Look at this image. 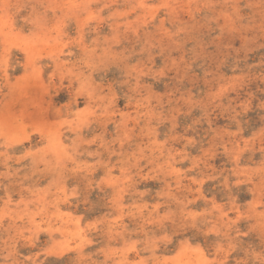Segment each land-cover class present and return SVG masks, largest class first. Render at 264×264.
<instances>
[{"label": "rangeland", "instance_id": "rangeland-1", "mask_svg": "<svg viewBox=\"0 0 264 264\" xmlns=\"http://www.w3.org/2000/svg\"><path fill=\"white\" fill-rule=\"evenodd\" d=\"M0 264H264V0H0Z\"/></svg>", "mask_w": 264, "mask_h": 264}]
</instances>
